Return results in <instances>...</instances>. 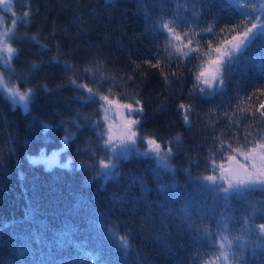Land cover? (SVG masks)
<instances>
[{"label":"trees","instance_id":"16d2710c","mask_svg":"<svg viewBox=\"0 0 264 264\" xmlns=\"http://www.w3.org/2000/svg\"><path fill=\"white\" fill-rule=\"evenodd\" d=\"M11 1L0 264H264V177L227 171L253 149L264 164V29L225 45L214 89L200 75L264 0ZM115 102L133 108L126 156L107 144Z\"/></svg>","mask_w":264,"mask_h":264},{"label":"rangeland","instance_id":"374dc122","mask_svg":"<svg viewBox=\"0 0 264 264\" xmlns=\"http://www.w3.org/2000/svg\"><path fill=\"white\" fill-rule=\"evenodd\" d=\"M3 7L5 9H8L9 11L12 8V1L11 0H0V7ZM264 12V7L263 10ZM264 18V17H263ZM256 27L252 28V30L249 32L252 34L254 31H257L261 29V31L264 29V21L261 20L255 24ZM244 41V40H243ZM243 43L240 44L242 46ZM229 45V48L231 50L233 49L231 44ZM3 52H6L7 54L10 53L9 49H1ZM202 84L209 89H214L215 84L218 83L219 79H216L214 83H206L205 80L207 78L201 77ZM5 88H7L5 86ZM9 94L11 96H14L15 93L13 90H9ZM125 104H119L115 102L114 104H110L109 110H105V113L108 115V118L105 119V126L107 129V144L109 145L110 149H112V154L117 153L120 155H127L133 148L134 138H129L132 136L133 133V125L135 123V118L131 116L132 109L130 107H126ZM129 121H133V123L129 124ZM147 151L152 152L156 158L160 159L161 155H158L155 150L150 148L149 141H147ZM162 153V152H161ZM228 174H237V176L245 177L244 181L250 183L251 181H255L257 179H260V177H264V164L262 163V160L260 159V151L257 149L251 150L248 154L243 155V159L239 160V163L236 164V162H233L228 165L227 167ZM240 180V181H242Z\"/></svg>","mask_w":264,"mask_h":264},{"label":"snow or ice","instance_id":"6c2138e0","mask_svg":"<svg viewBox=\"0 0 264 264\" xmlns=\"http://www.w3.org/2000/svg\"><path fill=\"white\" fill-rule=\"evenodd\" d=\"M255 27L256 25H252L251 28L245 29V31L241 33H237L231 40L222 41L218 46H214L215 51L218 55H216L214 58L209 59L205 63L200 73L201 77L207 78L205 80L206 83L211 84L214 83L216 79H222L223 64L225 61V57L230 55L229 50L225 45L231 44L234 49L238 48L240 44L243 43L244 38L248 36L252 28ZM180 38H181L180 36H177L178 40ZM257 91L261 94H264V88H260ZM126 107H131V105H127ZM182 107H186V106H182ZM261 111H264V109H261ZM131 123H133V121H129V124ZM134 136L135 133L133 132L132 136H130L129 138H134ZM149 145L150 148L155 150L158 155H161L162 144L160 142H158L155 139H151L149 140ZM161 161H165V160L161 159ZM162 166H166V165H162ZM210 179H215V177H210Z\"/></svg>","mask_w":264,"mask_h":264}]
</instances>
